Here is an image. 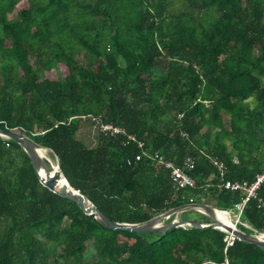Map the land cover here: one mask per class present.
<instances>
[{"label": "trees", "instance_id": "obj_1", "mask_svg": "<svg viewBox=\"0 0 264 264\" xmlns=\"http://www.w3.org/2000/svg\"><path fill=\"white\" fill-rule=\"evenodd\" d=\"M18 1L0 0V127L48 148L68 183L114 221L240 201L244 192L219 186L206 154L224 159L233 180L261 169L264 0H181L177 9L171 0H26L9 16ZM53 68L60 78L45 76ZM88 113L176 164L193 155L196 185L176 187L164 165L134 159L139 148L124 134L96 133L86 145L69 117ZM241 220L251 226L241 230L264 232L257 197ZM225 237L212 225L109 228L44 186L21 145L0 135V264H264V247Z\"/></svg>", "mask_w": 264, "mask_h": 264}, {"label": "water", "instance_id": "obj_2", "mask_svg": "<svg viewBox=\"0 0 264 264\" xmlns=\"http://www.w3.org/2000/svg\"><path fill=\"white\" fill-rule=\"evenodd\" d=\"M0 135L11 138L21 145V147L28 154L39 181L44 186L76 202L85 213L89 214L94 218H97L100 222L103 223V225H106L109 228L118 230H130L134 232H162L171 227L183 226L185 224L193 225L196 227L212 225L220 226L228 231H231L233 235H235V237L237 238L264 247V236L260 237L259 235L264 234L263 231H258L252 228L253 231L248 232L237 229L231 224L220 221L215 215V208L211 204L206 202L191 201L183 203L178 206L171 207L141 222L114 221L108 218L105 214H103V212H101L87 196L82 194L78 189L72 187L68 183L67 179L60 170L58 162L56 164V169H54L53 171L49 169V166L47 165V160L38 153V148L41 146L30 136L19 130L2 127H0ZM60 175L63 176L69 187L58 183ZM188 209H194L196 211L203 210L204 214L209 215L212 218V221L208 224H202L201 222L195 219L177 217L180 212ZM171 215H174V217L170 221L164 222Z\"/></svg>", "mask_w": 264, "mask_h": 264}, {"label": "built area", "instance_id": "obj_3", "mask_svg": "<svg viewBox=\"0 0 264 264\" xmlns=\"http://www.w3.org/2000/svg\"><path fill=\"white\" fill-rule=\"evenodd\" d=\"M72 117L89 118L92 124V129L96 133H103L109 135L124 134L130 140L135 141L137 147L139 148V151L134 155V159L138 160L143 157H146L148 159L155 160L158 163L164 165L166 168L169 169V176L174 186L181 188L185 186L196 185V179L191 173V171L195 168L196 165V158L193 155L188 154L184 156L181 164H176L171 160L165 159L163 154L159 150L150 149L146 147L143 140L139 139L134 133H128L123 126L116 125L112 122L104 121L100 114H92V113L80 114L76 116H70L69 119H71ZM183 135H186V133H183ZM2 137L8 138L3 135ZM206 157L210 165L220 176L221 180L219 182V186L232 190L238 189L244 192V195L241 197L240 201L235 202L232 207L226 209L224 208H219V209L228 211L230 213V215L232 216V223L230 224L233 225L235 228L241 230L239 224L247 228H251V226L247 222L241 220V213L245 203L251 197H257V207L261 208L264 211V199L262 197L257 196V191L261 188V186H264V163L262 164L261 169L255 174L254 179L248 182L245 179L233 180L231 178L225 177L226 173L229 171V165L224 159L214 154H206ZM126 161L127 163H130L131 159L127 158ZM232 162L239 163V158L236 155H234L232 158ZM199 211L201 213L203 212V210H199ZM208 223H202V224H208ZM214 227L219 228L226 233L225 238L227 245L232 243V241L235 238V235H233L231 231H228L220 226H214Z\"/></svg>", "mask_w": 264, "mask_h": 264}, {"label": "rangeland", "instance_id": "obj_4", "mask_svg": "<svg viewBox=\"0 0 264 264\" xmlns=\"http://www.w3.org/2000/svg\"><path fill=\"white\" fill-rule=\"evenodd\" d=\"M173 2V5L171 6L172 9H177L179 7H183V1L181 0H171ZM24 6H27V1L26 0H19L17 2V4L15 5L12 13H9L8 15L9 16H12L14 14H16L17 10L21 7H24ZM45 76L47 77H50V78H60L62 76V72L60 71L59 68H53L49 71H45ZM77 123H78V126H79V130H81L82 128L83 129H86L87 132L90 134L92 140H90L91 142H85L86 145L90 146L92 144H94L97 140V135H96V132L92 129V124L90 122V119L89 118H77ZM78 130V131H79ZM81 138V136H79V139ZM46 160L47 161V165L49 166V169L51 171H53L54 169H56V164H57V158L56 156L52 155L51 152L49 151H46ZM58 183L62 184L63 185V181H60L58 179ZM200 201H204L202 200V197L199 198ZM204 212H198L194 209H188V210H185V211H182L181 213H179L177 215V217H180V218H191V219H195V220H198V221H212V218L209 216V215H205L203 214ZM164 222H168V220H165ZM163 222V223H164Z\"/></svg>", "mask_w": 264, "mask_h": 264}, {"label": "bare ground", "instance_id": "obj_5", "mask_svg": "<svg viewBox=\"0 0 264 264\" xmlns=\"http://www.w3.org/2000/svg\"><path fill=\"white\" fill-rule=\"evenodd\" d=\"M46 151H48V148H45V147H43V146H41V147H39L38 148V153L43 157V158H45L46 156ZM46 159V158H45ZM62 181H63V185H66L67 187H69V185L67 184V182H66V180L63 178V176L62 175H60V177H59ZM60 184V183H59ZM62 185V184H61ZM215 215H216V217L220 220V221H222V222H224V223H228V224H230V223H232V216L230 215V213L228 212V211H225V210H221V209H219V208H215ZM260 235V237L261 236H264V234H259Z\"/></svg>", "mask_w": 264, "mask_h": 264}, {"label": "crops", "instance_id": "obj_6", "mask_svg": "<svg viewBox=\"0 0 264 264\" xmlns=\"http://www.w3.org/2000/svg\"><path fill=\"white\" fill-rule=\"evenodd\" d=\"M79 130V129H78ZM90 133V132H89ZM87 132L86 129H81L77 132V137L79 138V136H81L80 140L82 142H91L90 140H92L90 134ZM257 135L259 137V139L261 140V145H260V152L264 153V131L263 130H259L257 129ZM93 145V144H92ZM264 163V155L262 156V164Z\"/></svg>", "mask_w": 264, "mask_h": 264}]
</instances>
